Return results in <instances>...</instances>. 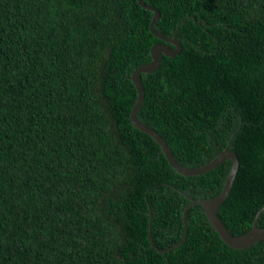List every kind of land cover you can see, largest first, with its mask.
<instances>
[{"label":"trees","instance_id":"obj_1","mask_svg":"<svg viewBox=\"0 0 264 264\" xmlns=\"http://www.w3.org/2000/svg\"><path fill=\"white\" fill-rule=\"evenodd\" d=\"M143 1L181 47L141 73L137 118L181 165L233 150L217 216L240 235L261 209L264 228V0ZM152 16L138 0H0V264H264V239L228 246L200 204L167 249L231 162L179 174L132 124Z\"/></svg>","mask_w":264,"mask_h":264},{"label":"water","instance_id":"obj_2","mask_svg":"<svg viewBox=\"0 0 264 264\" xmlns=\"http://www.w3.org/2000/svg\"><path fill=\"white\" fill-rule=\"evenodd\" d=\"M138 3L145 9L150 10L153 12L152 19L149 23V29L155 35L158 37L161 41L154 43L150 48V56L151 61L148 63H145L143 65H140L136 67L132 73H131V80L132 83L136 89L137 92V98L130 110L129 118L132 122V124L139 130L147 133L150 135L161 147V150L168 161L169 165L179 174L182 175H197L206 173L209 170L216 167L219 163H221L225 159H229L231 162L230 169L228 171V174L226 176V179L224 181L223 187L220 191V193L214 197L204 199V200H191L188 205L183 210L182 214V221L184 224V231L180 238V240L176 243H174L171 247H168L167 249H170L172 247H175L183 242V240L186 238L187 229H186V213L189 206L193 204H200L203 207L204 213L207 217L208 222L213 227V229L216 231V233L219 235V237L222 239V241L227 244L228 246L232 248H246L252 245L253 243L264 239V228L258 227L256 225L257 215L261 209H259L252 222L251 228L240 234V235H234L232 234L227 227L224 225V223L220 220V218L217 216V210L220 204L226 199V197L229 194V191L231 189L232 182L235 178V175L238 170L239 161L237 158L236 153L229 149L228 147H225L218 155H216L212 160L209 162L198 166V167H188L179 164L175 159L174 156L164 140V138L158 134L153 128L147 126L143 122H141L137 118V111L141 106V103L144 98L143 88L140 80L141 73H152L154 72L160 63L161 54L165 56H174L179 53L180 51V43L178 42L176 38V30L173 33L172 37H167L165 35L160 34L156 31L154 28V23L158 20L160 13L159 11L151 6L146 4L143 0H138ZM172 44L173 47L171 48L168 46V44ZM263 208V207H262ZM148 239L152 241V236L150 229L148 231ZM163 251V250H162Z\"/></svg>","mask_w":264,"mask_h":264}]
</instances>
